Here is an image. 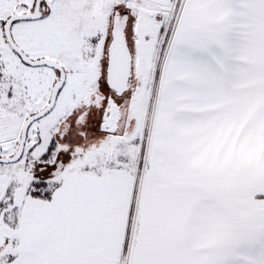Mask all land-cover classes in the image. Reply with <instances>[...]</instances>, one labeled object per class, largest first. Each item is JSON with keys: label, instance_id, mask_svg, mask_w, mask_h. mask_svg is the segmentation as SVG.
I'll return each mask as SVG.
<instances>
[{"label": "snow or ice", "instance_id": "snow-or-ice-1", "mask_svg": "<svg viewBox=\"0 0 264 264\" xmlns=\"http://www.w3.org/2000/svg\"><path fill=\"white\" fill-rule=\"evenodd\" d=\"M0 264H264V0H0Z\"/></svg>", "mask_w": 264, "mask_h": 264}]
</instances>
